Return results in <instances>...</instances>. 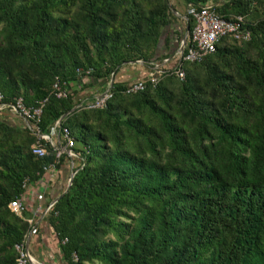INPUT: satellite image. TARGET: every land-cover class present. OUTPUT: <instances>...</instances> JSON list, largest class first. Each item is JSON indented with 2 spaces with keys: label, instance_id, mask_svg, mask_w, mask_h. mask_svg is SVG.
Segmentation results:
<instances>
[{
  "label": "trees",
  "instance_id": "16d2710c",
  "mask_svg": "<svg viewBox=\"0 0 264 264\" xmlns=\"http://www.w3.org/2000/svg\"><path fill=\"white\" fill-rule=\"evenodd\" d=\"M184 1L213 3L225 20L241 17L249 39L226 36L200 62H181L183 79L168 73L133 94L113 80L103 108L71 111L85 97L68 89L56 98L55 80L68 86L114 78L137 61L161 64L169 55L156 50L175 7L0 0L3 102L44 101L39 134L59 122L81 158L43 218L61 264H264V0ZM182 23L191 30V17ZM36 142L31 130L0 118V264H15L14 246L28 230L9 202L21 199L25 180L38 182L66 158L47 141L45 155H34Z\"/></svg>",
  "mask_w": 264,
  "mask_h": 264
},
{
  "label": "built area",
  "instance_id": "2783aa9c",
  "mask_svg": "<svg viewBox=\"0 0 264 264\" xmlns=\"http://www.w3.org/2000/svg\"><path fill=\"white\" fill-rule=\"evenodd\" d=\"M213 7V3H206L205 5L199 7H193L188 5L186 7L183 18L185 19L186 16L191 17L192 28L190 31L188 30L184 33L186 35L185 42L182 43V39L179 42L178 51L174 55V64L166 65V63L171 62L170 59L163 60L161 64H150V68H148V74L145 76V79L141 78L129 83L124 93L133 94L142 91L147 84L154 86L157 84L161 76L168 73H174L178 76L179 79H183L184 74L183 71L180 69V63L200 62L204 57L212 54L215 50L216 43L226 36L236 40L249 39V34L240 30V26L242 23L241 17H236L234 20H225L214 12ZM180 46L182 47L181 51L179 49ZM136 64L142 65V62L137 61ZM81 72L82 70H77L78 74H80ZM90 73V69L85 71V74L87 75H89ZM111 88L112 86L108 84L106 90H104L102 93L81 100L80 104L75 108H103L106 102L112 96ZM52 90L56 98H65L68 89L65 83H61L59 80L56 79L53 83ZM43 103L44 101L38 103L37 106L26 107L23 104L22 98L18 97L14 99L12 104H6L3 102V97L0 93V114L3 111H9L19 115V117L23 119L25 127L31 130L37 137L36 144L31 147L32 153L39 157L45 155L46 150L40 144V141L49 142V144L54 147L55 157L58 160L63 154L66 155V158L71 163V174L73 172L74 160L81 159L80 155L73 150L75 146V141L72 137H70L67 128H60L59 122L55 123L50 135L39 134V130L37 129V123L41 115ZM65 149L68 151L65 152ZM44 171L46 172V175L49 176V178H52L55 174H57L58 169L55 167L54 164H51L48 167H45ZM68 182L69 177L67 179L66 184H68ZM26 185L27 182L25 180L23 183V187L25 189ZM54 203L55 200L50 202L46 206L44 214H46L51 209ZM8 208L18 218L28 224V230L24 235L23 240L20 243L15 244L14 246V249L17 254L15 264H40L29 253V248L33 244L34 238L38 232V223H36L33 217L24 216L25 206L20 199H15L14 201L9 202Z\"/></svg>",
  "mask_w": 264,
  "mask_h": 264
},
{
  "label": "crops",
  "instance_id": "0c3cea01",
  "mask_svg": "<svg viewBox=\"0 0 264 264\" xmlns=\"http://www.w3.org/2000/svg\"><path fill=\"white\" fill-rule=\"evenodd\" d=\"M169 3L175 7L172 12L174 16H176V19L172 20L163 30V35L156 50V56L161 57L168 54V59L172 61L174 60L175 53L178 51L177 41L180 40L181 33L185 30L182 20H184L183 16L186 10V3L184 0H169ZM147 74L148 69L146 67L141 64L135 65L134 63H130L123 65L112 79L119 83H131L145 77ZM110 80L111 77L107 80L87 78L77 82L78 85L74 89L77 91L80 90L78 94L80 97L89 98L106 90ZM86 93L89 94L85 96ZM0 118L10 124L22 126L23 128L25 127L23 119L12 112L3 111L0 114ZM70 165V161L65 158L54 177L49 178V176L46 175L33 184V189L29 197L23 194L20 199L25 206V216L33 217L39 225L36 238H34V242L30 247H32L33 254H35L31 256L40 264H56L55 262L48 261L45 256L47 249L51 250L54 247L56 248V245L49 229L45 228V221L43 219L45 216L44 210L50 202L54 201L62 191L65 190L66 178L70 173ZM36 193L39 194L37 199H35ZM31 196H33V199ZM28 203L32 205L31 209L27 207Z\"/></svg>",
  "mask_w": 264,
  "mask_h": 264
},
{
  "label": "rangeland",
  "instance_id": "374dc122",
  "mask_svg": "<svg viewBox=\"0 0 264 264\" xmlns=\"http://www.w3.org/2000/svg\"><path fill=\"white\" fill-rule=\"evenodd\" d=\"M184 33H185V31H184ZM184 35V34H183ZM136 65V64H135ZM170 65V64H169ZM77 83H75V82H72V83H69L68 84V86H67V89H74V88H76L77 87ZM89 93H86L85 94V96H87ZM79 96V95H78ZM82 98H84V97H82ZM77 162H78V160L77 159H75L74 160V163H73V168L77 165ZM70 168H71V165H70ZM70 170V169H69ZM70 174V173H69ZM68 177H69V175H67V178L66 179H68ZM67 181V180H66ZM67 185V184H66ZM27 187H26V189H25V192H24V196H26V197H29V195H30V193H31V190L33 189V184H31V183H28L27 185H26ZM42 191V190H41ZM39 196V194H37L36 193V197H35V199H37V197ZM32 197V199H33V196H31ZM31 204L30 203H28V205H27V207L29 208V209H31ZM49 229V228H48ZM35 238H36V236H35ZM32 246V245H31ZM29 253L32 255V256H34L35 254H33V250H32V247H30L29 248ZM45 256H46V259L48 260V261H52L53 263L55 262L56 264H61V260H60V257H59V253H58V251H57V248H53V249H51V250H49V249H47V251L45 252ZM52 258V259H51Z\"/></svg>",
  "mask_w": 264,
  "mask_h": 264
},
{
  "label": "water",
  "instance_id": "95a60500",
  "mask_svg": "<svg viewBox=\"0 0 264 264\" xmlns=\"http://www.w3.org/2000/svg\"><path fill=\"white\" fill-rule=\"evenodd\" d=\"M188 31V28L186 27V30H185V32H187ZM185 40H186V35L184 34L183 35V37H182V43H184L185 42ZM180 51L182 50V47L180 46ZM112 82H113V79H112V77H111V80H110V86H112ZM76 108L74 107L71 111H74ZM67 114H65L64 116H62L61 118H60V120H62L65 116H66ZM26 125H27V123H26ZM68 150H66L65 149V152H67ZM73 175H74V172H72L71 174H70V176H69V182H68V184H67V187H66V189L64 190V192L60 195V196H58L56 199H55V202L68 190V188H69V186H70V184H71V179H72V177H73Z\"/></svg>",
  "mask_w": 264,
  "mask_h": 264
}]
</instances>
